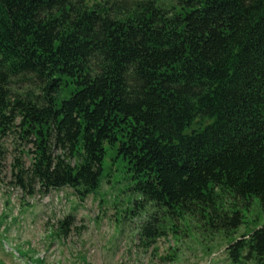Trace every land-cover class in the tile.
Wrapping results in <instances>:
<instances>
[{
    "label": "trees",
    "instance_id": "obj_1",
    "mask_svg": "<svg viewBox=\"0 0 264 264\" xmlns=\"http://www.w3.org/2000/svg\"><path fill=\"white\" fill-rule=\"evenodd\" d=\"M11 136L30 195L84 201L113 149L145 247L194 222L231 264H264V225L234 238L264 211V0H0V179Z\"/></svg>",
    "mask_w": 264,
    "mask_h": 264
},
{
    "label": "rangeland",
    "instance_id": "obj_2",
    "mask_svg": "<svg viewBox=\"0 0 264 264\" xmlns=\"http://www.w3.org/2000/svg\"><path fill=\"white\" fill-rule=\"evenodd\" d=\"M91 4L96 0H88ZM0 179V264H231L229 241L221 235L202 234L194 222H178L177 234H168L147 248L139 233L144 214L134 210L140 195L127 164L108 149L102 184L84 201L69 188L33 194L16 184V159L28 168L32 151L17 136L8 138ZM72 218L70 230L60 235L61 222ZM245 224L234 236L264 225V211L253 202Z\"/></svg>",
    "mask_w": 264,
    "mask_h": 264
}]
</instances>
